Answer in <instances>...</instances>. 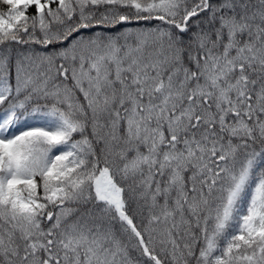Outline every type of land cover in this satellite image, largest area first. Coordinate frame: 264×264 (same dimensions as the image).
<instances>
[{"label":"snow or ice","instance_id":"obj_1","mask_svg":"<svg viewBox=\"0 0 264 264\" xmlns=\"http://www.w3.org/2000/svg\"><path fill=\"white\" fill-rule=\"evenodd\" d=\"M0 264H264V0H0Z\"/></svg>","mask_w":264,"mask_h":264},{"label":"trees","instance_id":"obj_2","mask_svg":"<svg viewBox=\"0 0 264 264\" xmlns=\"http://www.w3.org/2000/svg\"><path fill=\"white\" fill-rule=\"evenodd\" d=\"M29 15H32L34 14V9H29ZM134 26H136L135 24H133ZM18 47H23V46H16V45H13V48H18ZM38 47V46H37Z\"/></svg>","mask_w":264,"mask_h":264}]
</instances>
